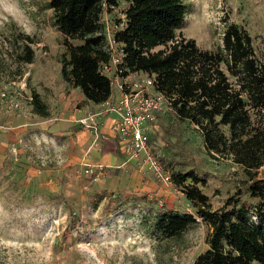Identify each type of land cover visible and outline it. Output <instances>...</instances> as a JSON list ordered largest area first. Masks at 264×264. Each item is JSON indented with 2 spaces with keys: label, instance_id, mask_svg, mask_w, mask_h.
Masks as SVG:
<instances>
[{
  "label": "rangeland",
  "instance_id": "rangeland-1",
  "mask_svg": "<svg viewBox=\"0 0 264 264\" xmlns=\"http://www.w3.org/2000/svg\"><path fill=\"white\" fill-rule=\"evenodd\" d=\"M184 2L188 10L179 31L202 48H222L225 30L235 23L251 34L257 55L264 57V0ZM126 6L123 0L104 14L115 56L119 51L112 32ZM23 33L35 38V57L17 64L10 39L21 40ZM63 36L42 0H0V264H194L209 248L211 230L200 221L188 230L185 243L169 247L160 242L159 214L196 215V209L184 185L162 180L143 161L153 156L170 175L192 170L205 177L207 183L200 186L215 208L239 190L241 198L249 197L242 168L230 159L210 157L194 125L170 118L162 98L163 116H157L137 163L118 177L107 174V167L102 174L86 173L85 163H93L91 146L110 137L100 132L102 127L96 131L81 122L94 107L80 123L70 119L72 111L89 107L78 99L81 89L63 79ZM110 77L116 94L120 89ZM3 91L19 106L5 103ZM33 91L48 104L51 116L33 112ZM149 93L158 94L153 87ZM137 170L140 176L133 173Z\"/></svg>",
  "mask_w": 264,
  "mask_h": 264
},
{
  "label": "trees",
  "instance_id": "trees-1",
  "mask_svg": "<svg viewBox=\"0 0 264 264\" xmlns=\"http://www.w3.org/2000/svg\"><path fill=\"white\" fill-rule=\"evenodd\" d=\"M122 1L42 0L64 35L63 79L95 104L113 95L112 78L103 65L116 52L104 14ZM125 1L124 16L112 32L119 73L153 77V88L166 99L167 115L194 125L210 157L240 166L242 185L249 191V197L241 198L239 190L215 208L200 186L207 183L205 177L173 170L172 181L184 185L196 215L178 210L159 214L155 228L160 242L169 247L185 243L188 230L202 221L211 230L209 248L194 264H264V57L257 55L251 34L235 23L225 30L222 48H202L179 31L188 10L184 0ZM21 35V40L10 39L9 49L17 64L31 63L36 40ZM31 104L34 113L50 115L37 91L32 92Z\"/></svg>",
  "mask_w": 264,
  "mask_h": 264
},
{
  "label": "built area",
  "instance_id": "built-area-1",
  "mask_svg": "<svg viewBox=\"0 0 264 264\" xmlns=\"http://www.w3.org/2000/svg\"><path fill=\"white\" fill-rule=\"evenodd\" d=\"M119 59L118 56H114L111 62L103 65V72L109 75L113 74L121 92V97L118 100L108 102V110L115 111L118 115L113 128L119 136V142L124 151L130 158L139 160L141 154L147 149L151 129L157 120V112L161 109V99H165V97L160 93L157 96L149 93V88L153 87L154 82V78L150 75L143 72L145 75L140 78L133 77V74L139 72L127 76L121 75L117 67ZM2 96L5 103L13 107L19 106V102L13 97L11 98L8 92L3 91ZM98 114L96 111L89 112L81 119V122L98 131L99 123L94 121ZM143 162H146L147 167L154 168L156 176L162 180L170 181L172 179L155 157L146 156ZM85 166V171L89 174H102L106 170V166L100 163H85Z\"/></svg>",
  "mask_w": 264,
  "mask_h": 264
},
{
  "label": "crops",
  "instance_id": "crops-1",
  "mask_svg": "<svg viewBox=\"0 0 264 264\" xmlns=\"http://www.w3.org/2000/svg\"><path fill=\"white\" fill-rule=\"evenodd\" d=\"M75 89L80 88L76 87ZM79 93V101L86 102V106H88L89 108H77V111H72L73 114H70V119H72V121L76 120L79 122V119L83 117L88 110H91L94 107L96 113H99L95 116V119L99 123V126L102 127L100 132L107 133V137H110V139L105 138L102 142L97 143L95 146H91L89 150L92 155V158H90V162L104 164L107 167V174H110L111 176L118 177L120 175H123L127 167L129 168L133 164V162L137 163V159L130 158L128 154H122V150L120 148L121 145L117 137L118 134L113 128L118 115L115 111L108 110V102L110 100H118L121 97V93L117 92L116 94H113L108 101L100 104H95L87 100L82 90H79ZM51 115L52 113L50 112L49 116ZM69 132L71 133L72 131ZM84 136L85 135H82V137ZM89 140L90 137L88 136L86 139L83 138L82 142L86 143ZM140 171L141 170H137L133 173L137 176ZM138 176H140V174Z\"/></svg>",
  "mask_w": 264,
  "mask_h": 264
}]
</instances>
